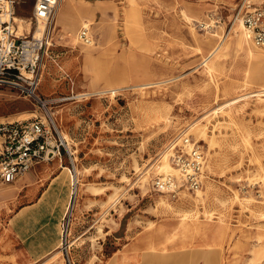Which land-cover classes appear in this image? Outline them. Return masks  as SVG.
Instances as JSON below:
<instances>
[{"label": "rangeland", "instance_id": "obj_1", "mask_svg": "<svg viewBox=\"0 0 264 264\" xmlns=\"http://www.w3.org/2000/svg\"><path fill=\"white\" fill-rule=\"evenodd\" d=\"M34 3L17 0L16 15L30 16ZM255 6L264 0L61 1L38 94L77 168L65 148L51 167L81 172L76 208L98 192L103 210L92 227L71 209L72 264H264V62L247 52L264 48L231 31ZM70 15L74 39L65 34ZM85 23L91 45L78 38ZM34 111L46 114L35 99L0 88V119ZM192 122L207 138L184 133ZM184 134L207 153L202 194L156 191L160 173L149 168ZM179 209L189 211V223ZM54 256L47 264H69L63 247ZM5 258L0 264H11Z\"/></svg>", "mask_w": 264, "mask_h": 264}, {"label": "built area", "instance_id": "obj_2", "mask_svg": "<svg viewBox=\"0 0 264 264\" xmlns=\"http://www.w3.org/2000/svg\"><path fill=\"white\" fill-rule=\"evenodd\" d=\"M59 1L35 0L32 14L25 18L30 28L26 27L27 32L21 34L15 20L17 0H0V88L17 90L43 106L44 99L38 94L42 79L40 70L46 54L54 45L55 12ZM242 19L249 37L257 46L264 48V7L247 9ZM41 24H44V29L39 35L37 29ZM78 38L87 45L94 41L87 25L81 27ZM169 147L176 172L156 175L154 189L172 196L185 191L196 193L202 189L208 162L203 145L184 134ZM62 148L70 154L75 169L73 154L65 144L55 119L48 113L35 114L27 119H0V187L15 182L37 165L52 161L62 154ZM70 221L71 215L64 224L63 248L68 263L72 264L67 251Z\"/></svg>", "mask_w": 264, "mask_h": 264}, {"label": "crops", "instance_id": "obj_3", "mask_svg": "<svg viewBox=\"0 0 264 264\" xmlns=\"http://www.w3.org/2000/svg\"><path fill=\"white\" fill-rule=\"evenodd\" d=\"M101 195L92 193L95 199L90 203L75 205L72 216L83 221L90 218L92 227H97L103 214L98 202ZM71 202L70 173L54 172L51 161L0 187V255L11 264L13 258L24 264L51 263L63 247L61 229Z\"/></svg>", "mask_w": 264, "mask_h": 264}, {"label": "bare ground", "instance_id": "obj_4", "mask_svg": "<svg viewBox=\"0 0 264 264\" xmlns=\"http://www.w3.org/2000/svg\"><path fill=\"white\" fill-rule=\"evenodd\" d=\"M61 1L62 0H60L59 1V3H58V5H57V7L60 5V3H61ZM101 8H103V6L101 7ZM56 10H57V8H56ZM66 11L67 10H64V9H61L59 12H58V23H60L61 21H62V19H63V16H64V14L66 13ZM79 16H80V18L81 17H84V16H82V14L83 13H80V12H78L77 13ZM55 16H56V12H55ZM16 22L18 23V25H19V28H18V33H26L27 31L25 30L26 29V27L29 29L30 28V23L27 21V19H25V18H23V17H19V16H16ZM76 22H77V19L76 18H74V16L73 15H70V17L66 20V23H67V26H68V28H70V29H68V30H66V32H65V34L68 36V37H71V38H75V32H74V28H75V24H76ZM85 25H87V23H85ZM88 26V25H87ZM44 29V24H41L39 27H38V29H37V33L40 35L41 34V32H42V30ZM231 31H234L236 34H237V38H238V40H248L249 39V33H248V31H247V29H246V26H245V24H244V22H243V19L241 18V17H237V19H235V22H234V24H233V26H232V29H231ZM230 31V32H231ZM249 42V41H248ZM219 48H220V45H218L216 48H215V50L213 51V53H215V52H218V50H219ZM248 51V54L254 59V62H256V63H260V62H264V52H262V51H259V50H257V49H255V48H253V47H250V48H248L247 49ZM212 53V54H213ZM211 54V55H212ZM248 55V56H249ZM205 64H207V61L205 62ZM208 65V64H207ZM210 71V70H209ZM245 86V85H244ZM242 87V86H241ZM114 89V88H113ZM112 91H114V90H112ZM260 91V90H259ZM264 88H263V90H262V95H264ZM115 92V91H114ZM248 93V92H247ZM258 93V92H257ZM245 94V93H244ZM243 94V95H244ZM249 94V93H248ZM247 94V95H248ZM261 93H258L257 95L259 96ZM241 96V95H240ZM251 97V96H250ZM235 101H237V99L236 100H234V102ZM48 102H49V100H43V103L45 104L44 105V108H45V110H46V113H48V114H50L53 118H54V113L51 111L52 110V107H50V106H48L47 104H48ZM224 109V108H223ZM216 110H218V109H215V111ZM35 112V111H34ZM35 114H36V112L34 113V115H32V116H35ZM31 116V113H29V116L28 117H25V118H20V117H14V118H9V119H27V118H30V117H32ZM165 116H167V115H163L162 116V118H165ZM162 118H160V119H162ZM55 119V118H54ZM230 121H232V120H230ZM193 123V122H192ZM208 125H207V123H206V127H207ZM207 129L206 128H203V127H201V126H199L197 123H193V124H191V125H189V127L185 130V132L184 133H189L188 131H193V132H195L199 137H203V138H207V131H206ZM183 131V130H182ZM186 133V134H187ZM182 134V133H181ZM215 136V135H214ZM243 138V137H242ZM247 138V137H246ZM248 140V139H247ZM212 144H213V140H212ZM169 149H170V147H169ZM169 149H166V150H164L163 151V154H162V159H161V161H156L155 163H153V165L149 168V170H151V169H156V170H158V173H167V172H176V170H175V167L172 165V163H171V159H170V155H171V150H169ZM75 165H76V163H75ZM67 170H69V173H70V177H71V180H72V197L74 198V195H75V193L77 194L78 193V179L80 178V173L81 172H78L77 171V173H78V176L79 177H76V175L74 174L75 172H74V170L72 169V168H70L69 166H66L65 167ZM76 168H77V165H76ZM149 170L147 171V172H145V174L142 176V177H144V182H146L147 181V178H148V176H147V173L149 172ZM68 175V174H67ZM66 175V176H67ZM78 178V179H77ZM80 180V179H79ZM77 183V184H76ZM76 184V185H75ZM201 190V189H200ZM200 190H198L196 193H198ZM199 194L201 195L202 193L201 192H199ZM237 194V193H236ZM188 195V193L186 192V194H185V196H187ZM237 196V195H236ZM238 197H239V195H238ZM251 197V196H250ZM75 198H76V195H75ZM237 198V197H236ZM169 201V200H168ZM160 202L162 203V204H165V203H167L166 202V200L164 199V197L162 196L161 197V199H160ZM252 201H251V198L249 199V198H247L246 199V203H251ZM74 205H75V203L73 204V202H71L70 203V205H69V213H70V211H71V209L74 207ZM179 212H182V219H181V221H182V224H187V223H189L190 221H189V219L188 218H190L191 217V215H190V213H189V211L188 210H184V209H179L178 210ZM61 231H62V229H61ZM61 234H62V245H64L65 244V238H64V236H63V232H61ZM71 242H72V240H71ZM50 256V255H49Z\"/></svg>", "mask_w": 264, "mask_h": 264}]
</instances>
